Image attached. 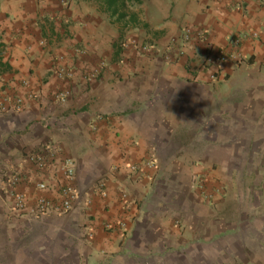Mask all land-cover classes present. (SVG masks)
I'll use <instances>...</instances> for the list:
<instances>
[{
    "label": "crops",
    "instance_id": "1",
    "mask_svg": "<svg viewBox=\"0 0 264 264\" xmlns=\"http://www.w3.org/2000/svg\"><path fill=\"white\" fill-rule=\"evenodd\" d=\"M186 28L206 38L179 50ZM240 35L237 62L205 63L207 44ZM0 95L25 98L0 111V264H264V0H138L118 12L102 0H0ZM48 145L56 155L38 169L27 155ZM65 158L91 206L12 214L8 175L30 202L55 198ZM200 164L229 184L214 205L193 189ZM121 220L124 237L105 228Z\"/></svg>",
    "mask_w": 264,
    "mask_h": 264
},
{
    "label": "built area",
    "instance_id": "2",
    "mask_svg": "<svg viewBox=\"0 0 264 264\" xmlns=\"http://www.w3.org/2000/svg\"><path fill=\"white\" fill-rule=\"evenodd\" d=\"M61 2H67V0H61ZM227 3L236 8L238 6V0H227ZM206 31L204 30H191L189 28L184 29L180 36V43H178L179 50L182 49V45L189 42L192 36H195L201 40L206 38ZM245 35L235 36L231 38L226 46H217L213 44H207L205 53V63L207 65L216 66L219 68L225 63H235L240 57V46L244 40ZM175 41V40H174ZM124 48H135L139 51L147 52L153 48V45L149 42H140L137 39H126L122 42ZM168 58V56H167ZM218 70V69H217ZM59 76H70L69 72L64 68L57 69ZM212 78H217V73L212 74ZM68 92H57L55 98L59 102L66 101ZM25 104V98L22 96L9 97L6 95H0V111L2 112H17L20 111ZM57 149L53 145L46 146L43 150L36 153H30L27 155V159L30 160L38 169H45L49 165L51 160L56 155ZM146 164L152 165L153 161H147ZM63 182L55 187L57 196L55 198L49 197L46 194L37 195L31 202L26 195L17 190V186L20 181L18 173H11L6 178L8 194L13 198V204L11 206V213L16 216L29 215L32 217H38L41 215L56 213V214H68L70 213L77 202L83 201L84 207H90L93 200L90 197L82 198L81 193L75 187L73 180L75 179V164L73 159L65 158L59 165ZM134 172H140L141 166L134 164L130 166ZM40 191L48 189V183L42 181L37 184ZM98 193L103 198L108 195L106 185L104 181L98 182ZM88 228V227H87ZM105 228L108 230H116L120 236L124 237L126 234L127 224L124 220L119 221L116 225L106 223ZM84 238L91 239L94 236L93 229L88 228L84 230Z\"/></svg>",
    "mask_w": 264,
    "mask_h": 264
},
{
    "label": "rangeland",
    "instance_id": "3",
    "mask_svg": "<svg viewBox=\"0 0 264 264\" xmlns=\"http://www.w3.org/2000/svg\"><path fill=\"white\" fill-rule=\"evenodd\" d=\"M249 134L251 137H253V134H255V132H251ZM151 160H153L154 165V159L151 158ZM200 165L201 170L196 172L192 182L193 189L202 202L214 205L216 203L217 196L227 192V185L229 184H225L226 177L219 171L216 166L212 164ZM250 168L252 169L253 166H250ZM44 260L45 261H39V264H42L43 262H45L46 264H50V262H52V260H49V256L47 259L44 258ZM28 261L29 259H25L24 263H28Z\"/></svg>",
    "mask_w": 264,
    "mask_h": 264
},
{
    "label": "trees",
    "instance_id": "4",
    "mask_svg": "<svg viewBox=\"0 0 264 264\" xmlns=\"http://www.w3.org/2000/svg\"><path fill=\"white\" fill-rule=\"evenodd\" d=\"M105 4H107L108 8L111 9L113 12L121 11L126 7L127 3L138 1V0H102Z\"/></svg>",
    "mask_w": 264,
    "mask_h": 264
}]
</instances>
